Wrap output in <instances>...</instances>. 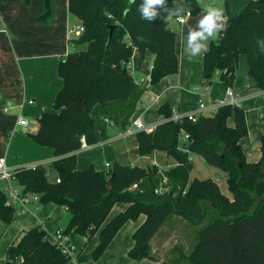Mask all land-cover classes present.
I'll list each match as a JSON object with an SVG mask.
<instances>
[{"label": "trees", "instance_id": "obj_1", "mask_svg": "<svg viewBox=\"0 0 264 264\" xmlns=\"http://www.w3.org/2000/svg\"><path fill=\"white\" fill-rule=\"evenodd\" d=\"M175 1L153 5L156 15L149 19L142 12L146 0H67L68 13L82 31L68 39L72 50L59 62L62 87L53 99V111L42 112L37 131L28 134L37 145L53 150L57 159L49 170L55 176L49 180L40 166L34 171L18 167L14 183L23 194H38L41 205L65 207L70 214L64 229L68 237L78 234L89 240L100 230L99 243L92 252L95 261L127 221L143 214L146 220L133 233L134 244L128 252L134 261L152 259L151 239L169 218L177 216L197 228L192 250L180 254L187 264H264V135L260 138L261 159L247 162L239 141L248 130L239 106H221L195 122L186 118L166 121L135 134L138 155L156 150L177 162L163 173L167 190L160 194L156 191L162 175L156 167L114 162L102 172L93 166L78 170L71 155L79 149L82 136L93 145L107 139L108 125L126 130L146 86L178 72L175 33L159 14ZM183 1L190 15L200 12L196 0ZM43 7L38 22L53 16L52 0H43ZM134 48L153 55L145 84L135 83L128 69ZM239 55L246 57L249 77L264 90V0L248 2L226 20L224 29L210 43L202 63L205 87L213 83L216 73L226 87H233ZM171 115L169 105L158 108L161 121ZM231 116L233 127L227 124ZM182 132L188 135L186 150L179 146ZM192 154L226 174L232 200L210 179L189 182ZM5 202L6 194L0 189V220L9 224L15 210ZM116 203L129 206L104 225ZM69 259L37 226L9 246L1 264H68Z\"/></svg>", "mask_w": 264, "mask_h": 264}, {"label": "crops", "instance_id": "obj_2", "mask_svg": "<svg viewBox=\"0 0 264 264\" xmlns=\"http://www.w3.org/2000/svg\"><path fill=\"white\" fill-rule=\"evenodd\" d=\"M200 12L190 15L183 0H177L170 8L159 11L168 28L175 33V53L178 60V72L163 78L155 85H147L140 97L130 124L135 118H140L146 127H153L159 121L158 108L169 105L180 112L194 109L199 101L210 100L218 103L225 96L226 86L219 81L216 73L213 83L205 87L202 78L203 55L208 50L217 33L224 29L227 19L237 15L251 0H196ZM12 6L8 0H0V158H5L6 164L14 169L29 163H43L50 166L57 159L53 150L37 145L28 137L38 128L37 119L42 112L53 111V99L62 87L58 77L59 62L69 52L68 39L74 35L68 33L69 13L67 0H52L53 16L45 22H38L37 17L43 12V0H34L33 5L15 0ZM65 2V11H64ZM208 8L222 10V27L214 30V37L198 40L202 47L193 53L188 44L189 31H201L199 20L207 15ZM13 14L10 15V12ZM179 19H182L180 22ZM76 24V19H74ZM153 55L146 50L143 54L134 48L129 61V71L137 84H145L150 77ZM233 90L239 96L238 106L244 110L248 134L239 143L246 161L256 163L261 159L260 138L264 135V90H260L249 77L246 57L239 55ZM203 97V99H201ZM32 101V104L28 103ZM8 107L7 112L3 111ZM215 110L205 111L210 115ZM22 115L27 125L17 124V117ZM229 127L234 126L233 117L227 120ZM30 126V129L28 127ZM125 130L116 125L107 126V139L91 145L87 150L78 149L71 155L76 158V168L83 170L93 166L96 171L106 170L105 163L111 166L117 162L123 166H139L142 168L156 167L158 173H163L177 166L172 157L161 151H152L140 156L137 152L135 135L126 136ZM194 158L203 160L196 154L191 155L192 170L189 182L194 179L214 181L221 194L229 200L232 195L226 183V174L219 169L208 166L207 170L215 177L198 176L194 173ZM31 159L30 162H27ZM204 162V160H203ZM205 163V162H204ZM206 164V163H205ZM220 176V180L219 177ZM222 183V187L220 186ZM126 203H116L104 225L113 217L128 208ZM70 220L66 208L53 203L41 205L31 203L26 210H15L12 221L5 224L0 220V264L6 260L9 246L16 243L23 233L40 226L47 234L52 235L56 230H64ZM146 216L141 214L134 221H127L116 233L104 253L98 260H93L92 252L99 243L100 230L89 240L75 234L69 237L73 251L71 264H163V259L156 256L167 248H182L178 241L172 239L176 232L187 223L177 216L169 218L150 241L152 259L139 262L128 257L133 247V233L145 222ZM186 223V224H185ZM183 234V233H182ZM180 235V234H178ZM181 238H183L180 235Z\"/></svg>", "mask_w": 264, "mask_h": 264}, {"label": "built area", "instance_id": "obj_3", "mask_svg": "<svg viewBox=\"0 0 264 264\" xmlns=\"http://www.w3.org/2000/svg\"><path fill=\"white\" fill-rule=\"evenodd\" d=\"M181 22L182 19H179ZM82 31V28L80 26H73L69 30V34L71 35H78ZM129 68V63H128ZM210 100L205 101H199L197 106L188 111V112H180L175 109H172V115L168 119H164L162 121H159L157 124L166 122V121H179L181 119L186 118L187 120L191 122H195L199 116H205V111L209 110H217L221 106H238L239 104V96L232 87H226L225 96L223 100L219 101L218 103H211V107L207 108L206 104L209 103ZM28 103L32 104V101H28ZM9 110L8 107H4L3 111L7 112ZM17 124L19 126H26L27 120L20 114L17 117ZM156 124V125H157ZM154 125L153 127H155ZM150 127V128H153ZM146 129H149V127H146L140 118H135L131 124L128 126V128L125 130L124 134L126 136H132L140 131H144ZM188 141V135L185 133H180L179 136V146L180 149L186 150V143ZM91 147V145L87 144L84 137L82 136L80 138V147L81 150H87ZM44 167L46 169L47 175H49V166L43 163H29L24 166H20L21 168L25 170H31L34 171L37 167ZM105 168H109V164L105 163ZM15 171L16 169L9 167L6 164L5 158H0V189L4 191L6 194V202L5 205L7 207H12L14 210L24 211L26 210L27 206L31 203H37L39 204V198L40 196L36 193H22V188L18 185H16L15 182ZM56 182H59V179H56ZM167 178L162 175V181L161 185L157 189V193H162L167 190ZM51 236L52 242L56 244L58 249L61 251L62 254L73 257V251L69 243V237L64 234V230L58 229L56 230Z\"/></svg>", "mask_w": 264, "mask_h": 264}, {"label": "rangeland", "instance_id": "obj_4", "mask_svg": "<svg viewBox=\"0 0 264 264\" xmlns=\"http://www.w3.org/2000/svg\"><path fill=\"white\" fill-rule=\"evenodd\" d=\"M9 3L12 5V6H15L16 8V2L15 0H8ZM23 1L25 4H29V5H33V1L34 0H28L27 2L25 0H21ZM64 11H65V2H64ZM13 14V11L10 12V15ZM0 15L4 16V13H2L0 11ZM77 21V20H76ZM74 20H73V17L72 16H69V26L72 28L73 26H77L79 23L76 22L75 25H73L74 23ZM70 28V29H71ZM72 49L69 48V51H71ZM203 99V97L201 98ZM205 100V99H203ZM28 129H30V126L28 127ZM2 136V134H0V137ZM3 137V136H2ZM31 159H28L27 162H30ZM202 161V164L201 162L198 161L197 158H194V173H197L198 171H202V173H198V176H209V177H215V175H213L211 172H209V170H207L208 166L207 164H205ZM24 163L21 164V166H24L23 165ZM55 174L53 172H49V180H53ZM219 180H220V176L218 177ZM220 186L222 187V183H220ZM186 224V223H185ZM197 228L195 227H191L189 225H184L181 227V229H179L177 232H176V236L172 239L173 241L177 240L178 241V244L177 245H181L182 246V249L181 252H179V250H174V248H167L166 250H164V252L162 253H156V256H159V258L163 259V264H187V261L180 257V254H189V252L192 250L195 242H196V237H195V231H196ZM183 233V234H182ZM180 234L183 238L180 237ZM179 249V248H178ZM179 259V260H177ZM72 258L70 257L69 259V262L68 264H71Z\"/></svg>", "mask_w": 264, "mask_h": 264}, {"label": "clouds", "instance_id": "obj_5", "mask_svg": "<svg viewBox=\"0 0 264 264\" xmlns=\"http://www.w3.org/2000/svg\"><path fill=\"white\" fill-rule=\"evenodd\" d=\"M159 4H163V0H146V4L142 8L143 15L149 19L154 17L156 13L151 10V7ZM224 19L221 9H207V15L199 20V28L201 31H189L188 44L193 53L199 52L202 47L197 41L207 39V37H214V30L223 26L222 23L218 24L217 21H223ZM205 33H207V37L205 36Z\"/></svg>", "mask_w": 264, "mask_h": 264}, {"label": "water", "instance_id": "obj_6", "mask_svg": "<svg viewBox=\"0 0 264 264\" xmlns=\"http://www.w3.org/2000/svg\"><path fill=\"white\" fill-rule=\"evenodd\" d=\"M115 26H116V25H113L112 27H110L109 35H108V37H107V44H108L109 41H110L111 34H112V30H113V28H114Z\"/></svg>", "mask_w": 264, "mask_h": 264}]
</instances>
